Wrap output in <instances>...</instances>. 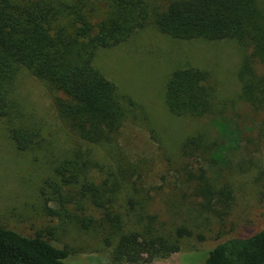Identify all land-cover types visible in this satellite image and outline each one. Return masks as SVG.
Returning <instances> with one entry per match:
<instances>
[{
	"label": "trees",
	"instance_id": "obj_1",
	"mask_svg": "<svg viewBox=\"0 0 264 264\" xmlns=\"http://www.w3.org/2000/svg\"><path fill=\"white\" fill-rule=\"evenodd\" d=\"M149 23L174 40L232 41L249 50L237 73L238 101L264 120V0H0V119L11 140L21 152L41 146L42 128L29 121L15 95L17 79L27 73L54 93L58 116L87 147L79 145L56 167L55 216L63 224L34 236L0 225V264H65L77 251L53 240L59 241L54 235L60 228L67 233L71 227L98 241L112 264H139L179 252L193 234L188 221L223 219L232 210L234 192L221 183V174L231 165L235 132L221 121L224 109L203 69H176L165 86L164 101L173 116L209 118L218 129L213 135L202 126L180 143L177 173L182 190L190 193L179 204L180 216L188 210L181 225L150 211L153 196L139 165L118 155L116 170H107L94 159L91 147L115 146L136 109L95 68L96 53L124 43ZM94 169L103 175L100 181L91 176ZM84 202L97 218L69 210L74 204L84 212ZM175 209L170 204V212ZM204 255V264H264V229L229 238Z\"/></svg>",
	"mask_w": 264,
	"mask_h": 264
},
{
	"label": "rangeland",
	"instance_id": "obj_2",
	"mask_svg": "<svg viewBox=\"0 0 264 264\" xmlns=\"http://www.w3.org/2000/svg\"><path fill=\"white\" fill-rule=\"evenodd\" d=\"M248 51L232 41L174 40L162 35L152 23L124 43L97 51L95 68L117 86L121 95L131 99L136 109L135 116L124 122L115 146L91 147L94 159L107 170H116L118 155L139 165L144 187L153 196L150 211L161 220L174 219L178 225L187 220L188 210L183 208L180 216L179 206L188 193L182 190L177 173L180 143L202 126L211 129L213 135L218 133L209 118L176 117L168 111L164 95L171 73L185 67L208 72L216 86L219 107L224 109L221 121L235 132L230 141L231 165L221 174V183L230 184L234 192L230 213L223 219L210 215L188 221L193 234L184 240L179 252L139 264H204V254L216 244L264 229V120L238 101L241 85L237 73ZM15 95L29 121L42 128V141L39 147L19 151L0 119V225L34 236L63 224L55 216L59 209L55 191L60 184L56 167L79 145L87 147L58 116L55 95L43 81L21 74ZM237 126L242 131L240 136ZM91 176L100 181L103 175L94 169ZM82 204L84 212L77 211L74 204L69 210L98 217L89 204ZM170 204L176 208L173 212ZM61 230L54 235L59 241L53 243L60 247L69 244L77 251L65 264H112L108 251L98 241H91L88 234L72 227L67 233Z\"/></svg>",
	"mask_w": 264,
	"mask_h": 264
}]
</instances>
